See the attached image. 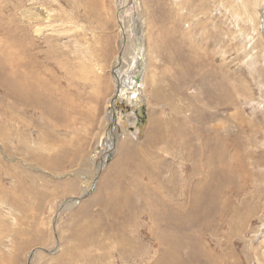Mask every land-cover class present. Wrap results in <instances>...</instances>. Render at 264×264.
<instances>
[{
  "label": "rangeland",
  "instance_id": "rangeland-1",
  "mask_svg": "<svg viewBox=\"0 0 264 264\" xmlns=\"http://www.w3.org/2000/svg\"><path fill=\"white\" fill-rule=\"evenodd\" d=\"M117 1L0 0V264H264V0Z\"/></svg>",
  "mask_w": 264,
  "mask_h": 264
},
{
  "label": "bare ground",
  "instance_id": "bare-ground-1",
  "mask_svg": "<svg viewBox=\"0 0 264 264\" xmlns=\"http://www.w3.org/2000/svg\"><path fill=\"white\" fill-rule=\"evenodd\" d=\"M117 2H118V9H120V8H122V6L125 5V2L126 1L118 0ZM132 5H133V3H132ZM126 9H128V7H126V8L124 7L122 11L119 10L120 13L118 14V21H119V31H121V34H120L121 35V38H120L119 47H120L121 51H120V54H119L117 60L114 62V65L113 64L112 65L113 66H118L115 69L116 70V74H115L116 75V78H115V81L119 83L118 88H117L118 89V92H117L118 93L117 94L118 97H122V98L124 97V98H126V100L129 103L134 104L137 101L136 98L139 99L140 96L138 97V95L140 93L141 86H143V79H142V77H143L142 76V72H143L142 70L143 69H142V67H140L139 65H137V63H139L138 61L141 59V53H142L141 51L142 50H141V45L138 44V47L134 51V55H132L130 57V60H129L128 64L126 63L127 64V69H126V65H123V64H125V61L124 60H125L126 57H124V54H125V51L124 50H126V47H128L127 46L128 39L126 40V36L124 35L126 28H125V26H124V24L122 22V19H125L124 18L125 16H124L123 13L125 12ZM125 15H127V14H125ZM24 17H26V16H24ZM130 17H131V15H130ZM130 17H129V20L131 19ZM35 18H38V19L42 18L43 20H45V22H47L49 20V19H46V18L44 19V16L43 17H41V16L40 17L39 16H35ZM140 62H142V61H140ZM123 67H125L126 70L124 69V71H123ZM135 68H137V69H135ZM124 72H125V74H124V77H123V79L121 81L120 80V76ZM135 78H137V81H135Z\"/></svg>",
  "mask_w": 264,
  "mask_h": 264
},
{
  "label": "water",
  "instance_id": "water-1",
  "mask_svg": "<svg viewBox=\"0 0 264 264\" xmlns=\"http://www.w3.org/2000/svg\"><path fill=\"white\" fill-rule=\"evenodd\" d=\"M135 81H137V78H135ZM116 92H117V89H116Z\"/></svg>",
  "mask_w": 264,
  "mask_h": 264
}]
</instances>
